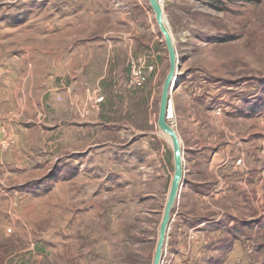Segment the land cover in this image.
I'll list each match as a JSON object with an SVG mask.
<instances>
[{"label": "rangeland", "instance_id": "rangeland-1", "mask_svg": "<svg viewBox=\"0 0 264 264\" xmlns=\"http://www.w3.org/2000/svg\"><path fill=\"white\" fill-rule=\"evenodd\" d=\"M159 2L184 176L161 264H264V0ZM168 70L147 0H0V264H152ZM71 85L107 104L84 141Z\"/></svg>", "mask_w": 264, "mask_h": 264}, {"label": "water", "instance_id": "water-1", "mask_svg": "<svg viewBox=\"0 0 264 264\" xmlns=\"http://www.w3.org/2000/svg\"><path fill=\"white\" fill-rule=\"evenodd\" d=\"M147 1L149 2L150 7L154 12L155 21L159 28L160 34L164 39L165 47L168 51V58H169V70L162 85L161 96L159 101L158 118H157V126L159 130L164 135H166V137L170 142L172 149V159H173V175L171 177L169 192L162 213L158 238H157V242L154 250V256H153V262H152V264H161L163 246L165 243L167 229L170 222L171 210L176 201L180 186L184 179L183 150L177 132L168 122L169 114H170V93L172 89L176 86L175 82H173V77L176 72L177 55L173 45L171 34L166 26V23L163 20L164 17L163 9L161 7L159 0H147Z\"/></svg>", "mask_w": 264, "mask_h": 264}, {"label": "crops", "instance_id": "crops-1", "mask_svg": "<svg viewBox=\"0 0 264 264\" xmlns=\"http://www.w3.org/2000/svg\"><path fill=\"white\" fill-rule=\"evenodd\" d=\"M86 88L87 90L85 89L81 94L72 85L67 89L68 91H61V94H65V97L71 100L70 105L64 108L65 111H69V113L66 112V119L70 122V126L67 128V138L70 140L75 139V133H83L84 137L82 138L84 141L87 138L86 135L88 132L91 131L94 122L103 118L107 113L106 110L104 111L107 108V104L103 102L104 100L99 103L95 101L97 96L103 95L100 90L90 88L88 90V87ZM72 101L74 102L72 103Z\"/></svg>", "mask_w": 264, "mask_h": 264}, {"label": "built area", "instance_id": "built-area-1", "mask_svg": "<svg viewBox=\"0 0 264 264\" xmlns=\"http://www.w3.org/2000/svg\"><path fill=\"white\" fill-rule=\"evenodd\" d=\"M143 80H144V76H143V73L141 70L137 69L133 72V75H132V83L135 85V86H138L140 87L142 84H143ZM98 101L102 100L101 97H99L97 99Z\"/></svg>", "mask_w": 264, "mask_h": 264}, {"label": "bare ground", "instance_id": "bare-ground-1", "mask_svg": "<svg viewBox=\"0 0 264 264\" xmlns=\"http://www.w3.org/2000/svg\"><path fill=\"white\" fill-rule=\"evenodd\" d=\"M163 20H164V17H163ZM164 22H165V21H164ZM174 77H175V75H174ZM174 77H173V82H174ZM80 196H81V195H80ZM90 212H91V211H90ZM90 212H89V213H90ZM94 213H95V212H94ZM94 213H93V214H94ZM89 218H91V217H89ZM92 221H94V220H92ZM103 221H104V220H103ZM76 224H77V223H76ZM91 224H93V223H91ZM82 226H83V225H82ZM87 227H88V226H87ZM86 229H87V228H86ZM85 232H86V231H85ZM86 234H88V233H86ZM73 239H74V238H73Z\"/></svg>", "mask_w": 264, "mask_h": 264}]
</instances>
